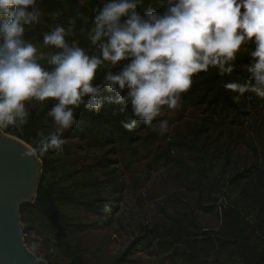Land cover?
I'll return each mask as SVG.
<instances>
[{
  "label": "clouds",
  "instance_id": "9594fccd",
  "mask_svg": "<svg viewBox=\"0 0 264 264\" xmlns=\"http://www.w3.org/2000/svg\"><path fill=\"white\" fill-rule=\"evenodd\" d=\"M36 4L0 0V132L28 124L29 102L52 101L47 115L55 130L40 134L29 157L62 152L77 110L99 115L104 104L130 117L121 122L124 130L157 121L153 131L164 135L169 121L157 120L162 110L178 108L195 75H232L245 48L246 79L223 87L234 103L246 93L264 99V0H158L157 8L146 0H101L87 31L89 48L70 41L78 18L71 17L43 33L48 51L25 38L27 26L42 22Z\"/></svg>",
  "mask_w": 264,
  "mask_h": 264
},
{
  "label": "trees",
  "instance_id": "16d2710c",
  "mask_svg": "<svg viewBox=\"0 0 264 264\" xmlns=\"http://www.w3.org/2000/svg\"><path fill=\"white\" fill-rule=\"evenodd\" d=\"M100 4L101 0H89L87 6L81 7L78 0H37L36 7L43 13L42 22L26 28L29 35L38 33L43 44V33L54 24L66 25L69 18L78 17L76 35L69 39L87 49L90 47L87 31ZM147 4L157 8L158 0H146ZM54 12L61 13L56 20L50 15ZM245 63L247 50L238 53L237 70L232 75L220 77L215 69H211L193 77V85L182 95V100L202 107L204 121L201 125L191 126L188 137L171 142L152 159L155 165L163 164L176 169L177 182L186 180L183 184L185 189L193 192L203 211L217 220V229L205 227L194 210L177 207L172 214L164 212L165 218L160 223L144 226L139 239L124 252L98 264H137L135 254L142 249L167 254L180 264H210L212 261L216 264H264V141H259L261 150L254 143L249 144L252 158L239 167L238 160H235V148L232 147L236 140L232 138L230 142L221 144L212 138L211 133L219 121L242 126L246 116L259 115L264 110V99L246 93L239 103H234L231 97L235 94L223 87L224 82L246 79V73L241 70ZM51 105L52 101H48L41 111L30 110L29 122L22 130L8 128L3 130L4 133L36 148L42 138L40 134L47 136L51 132L50 123L53 121L47 115ZM129 118L128 115H113V106L108 104H104L99 115L81 108L77 110L78 124L68 131L76 139L77 148L86 146L102 151L96 161L106 177L102 182L84 171L59 172L64 157L71 150L70 146L64 145L62 152L49 150L43 156L37 154L43 164L37 198L33 204L23 205L21 214L25 241L30 250L33 247L30 234L34 231L54 246L47 256L48 264H58L51 260V256L65 259L66 264H94L70 239L88 225L81 213L110 223L118 211V205L112 204L110 199L116 203L117 198L113 195L121 198L125 190L122 175L111 169L112 164L118 163L113 156L128 154L129 162L147 159L151 157V147L155 143L154 133L142 136L151 128L142 122L132 132L124 130L121 122ZM240 137L238 132L237 138ZM140 146L144 148L143 154L139 153ZM173 151L185 152L196 162L197 172H192L193 176H188L187 169L182 172L179 166H186L184 160L177 159ZM216 161L222 169H228V177L222 185L211 169ZM226 187L236 193L235 198L227 196ZM219 196L227 197V200L219 204Z\"/></svg>",
  "mask_w": 264,
  "mask_h": 264
},
{
  "label": "rangeland",
  "instance_id": "374dc122",
  "mask_svg": "<svg viewBox=\"0 0 264 264\" xmlns=\"http://www.w3.org/2000/svg\"><path fill=\"white\" fill-rule=\"evenodd\" d=\"M39 34L34 32L29 35L26 28L25 38L33 42L38 48L43 51H48L39 40ZM245 48L243 51H246ZM45 107V103L37 101L29 102L26 105L28 112L30 110L41 111ZM205 115L203 108L195 106L190 101L181 100L180 105L175 110L166 109L157 120L167 119L169 121V131L164 135L153 131V126L142 134L146 137L149 133H154V145L151 147V157L147 159H137L129 162L131 159L128 154H118L113 156L118 163H114L111 169H115L118 174L123 177L125 190L121 195H113L117 198L114 205H118V211L112 216L110 223H103L99 217L81 213L82 219L86 220L88 225L84 231L76 232L70 237L73 244L81 247L82 252L87 259L94 264L109 260L113 256H117L131 246L134 241H137L141 236L140 231L144 226H152L164 220V212L172 214L177 207L192 209L199 215L200 221L205 227L217 229L218 222L210 214H207L201 208L198 202V197L193 192H188L185 187V179L177 182V171L171 166L155 165L152 162L157 156V153L166 149L171 142L180 141L189 136L191 126L201 125ZM231 121V119H228ZM244 124L241 126L237 123H220L211 133L214 140H218L221 144L230 142L233 138L236 144L235 160H238V166L243 167L245 162L252 158V150L249 144H255L261 150L259 141H264V110L261 114H251L246 116ZM54 122L50 123L51 132L55 130ZM238 132L241 133V139L237 138ZM232 134V135H231ZM259 134V135H258ZM63 138L66 140L65 146H70L71 150L64 157L62 164L59 167V172L67 170L84 171L88 175H93L102 181L106 179L103 169H101L96 161L102 154L101 150L94 148L82 149L77 148L76 139L71 137L68 131L63 133ZM216 142V141H214ZM144 148L139 147V153L143 154ZM177 159L184 160L186 166H179L182 172H186L193 176L192 172H197L196 162L188 157L184 152L173 151L172 153ZM212 172L220 179V184L225 182L228 177V169H222V166L216 161L211 166ZM178 170V169H177ZM227 170V171H226ZM187 176V175H186ZM181 180V178H180ZM227 196L231 199L236 197V193L226 187ZM227 197L219 196V204L225 202ZM32 243L31 251L34 252L40 259L47 262V256L51 254L54 246L46 242L45 237L38 233L30 234ZM135 258L137 264H180L179 261H174L167 254H160L157 251H149L142 249L136 252ZM58 264H66V260L51 256ZM210 264H216L212 261Z\"/></svg>",
  "mask_w": 264,
  "mask_h": 264
},
{
  "label": "water",
  "instance_id": "95a60500",
  "mask_svg": "<svg viewBox=\"0 0 264 264\" xmlns=\"http://www.w3.org/2000/svg\"><path fill=\"white\" fill-rule=\"evenodd\" d=\"M24 141L0 132V264H48L26 245L21 209L37 198L43 164Z\"/></svg>",
  "mask_w": 264,
  "mask_h": 264
}]
</instances>
